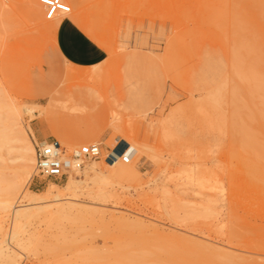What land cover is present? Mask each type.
I'll return each instance as SVG.
<instances>
[{"label":"rangeland","instance_id":"obj_1","mask_svg":"<svg viewBox=\"0 0 264 264\" xmlns=\"http://www.w3.org/2000/svg\"><path fill=\"white\" fill-rule=\"evenodd\" d=\"M33 1L0 0V113L17 107L33 149L134 155L42 178L1 113L0 264H264V0H64L52 19ZM65 16L106 47L101 64L56 54Z\"/></svg>","mask_w":264,"mask_h":264},{"label":"built area","instance_id":"obj_2","mask_svg":"<svg viewBox=\"0 0 264 264\" xmlns=\"http://www.w3.org/2000/svg\"><path fill=\"white\" fill-rule=\"evenodd\" d=\"M45 6L46 18L51 19L57 13H69L71 6L64 0H40ZM131 145L115 146L104 153L100 143H87L69 151L55 137H44L34 142L35 171L42 178L61 179L80 171L87 161L103 158L107 164L119 160L133 159Z\"/></svg>","mask_w":264,"mask_h":264},{"label":"crops","instance_id":"obj_3","mask_svg":"<svg viewBox=\"0 0 264 264\" xmlns=\"http://www.w3.org/2000/svg\"><path fill=\"white\" fill-rule=\"evenodd\" d=\"M53 34L56 54L71 65L93 67L107 58L106 47L71 17L65 16L59 19ZM50 125L56 129L57 123L51 122Z\"/></svg>","mask_w":264,"mask_h":264},{"label":"bare ground","instance_id":"obj_4","mask_svg":"<svg viewBox=\"0 0 264 264\" xmlns=\"http://www.w3.org/2000/svg\"><path fill=\"white\" fill-rule=\"evenodd\" d=\"M76 2H78V1H76ZM35 4H36L35 1L30 0L29 9L31 11L30 10L29 11L32 12V13H34L35 10H36ZM69 16H71V15H69ZM74 21H75V19H74ZM8 107L9 106H7V108ZM3 108H4V106H3ZM3 108L0 107V109H3ZM6 110H8V109H6ZM22 112H24L25 114H29V115H34V114L36 115L37 114L36 113L37 110H34L32 108H29V107H23L22 108ZM4 113H2V114H4L3 117L8 116L7 117V120L5 118L6 124L5 125L3 124L4 125V127H3V131H4L3 132V135L7 139V140L5 139V141L10 142V144H11V142H15L14 144L17 143V145H15L12 148H16L18 150V152L20 153V155H19L18 158L22 161V166L25 167V168L26 167H30V169H33L34 168V164H35V153H34V149L32 148V146L28 142V139H27V136H26V130H25V127H24V125L22 123V120L20 118L19 111H18L17 107L15 105H12L9 108V112H5L4 111ZM2 114H1V116H2ZM5 120H3L2 122H4ZM2 139H4V138H2ZM1 142H0V145L2 144ZM87 166L88 167L89 166L90 167H93V163L92 164H88L87 163ZM31 177H32L31 171H27V175L24 177V180L29 181L31 179ZM81 181L82 180H81L80 177L70 176V178L67 181V183L64 186V188L65 189H70V188L72 189V187L74 185H77V184L81 183ZM16 184L19 185V184H21V182H18L17 181ZM55 185L56 184H54V183L51 184L50 187L48 188V190L50 191L53 187H55ZM34 195H36V197L27 199V202L24 203V205H23L24 207L31 206V205H36L35 201H37L36 200L37 197L41 198V196L38 193H35ZM25 209L26 208H21L19 210H16V212H15V214L13 216L16 219V221H17L16 222V225H19L20 224L19 223V221H20L19 219H21V217L25 214V212H26ZM16 227H18V226H16ZM16 234H17L16 231L12 232L11 238H14L16 236Z\"/></svg>","mask_w":264,"mask_h":264}]
</instances>
